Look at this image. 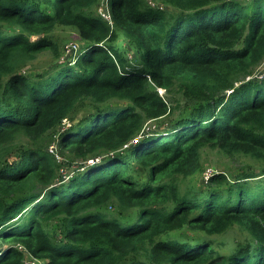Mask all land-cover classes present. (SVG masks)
Listing matches in <instances>:
<instances>
[{
  "label": "trees",
  "instance_id": "1",
  "mask_svg": "<svg viewBox=\"0 0 264 264\" xmlns=\"http://www.w3.org/2000/svg\"><path fill=\"white\" fill-rule=\"evenodd\" d=\"M158 1L0 0V264H264V0ZM206 148L263 167L196 186Z\"/></svg>",
  "mask_w": 264,
  "mask_h": 264
},
{
  "label": "rangeland",
  "instance_id": "2",
  "mask_svg": "<svg viewBox=\"0 0 264 264\" xmlns=\"http://www.w3.org/2000/svg\"><path fill=\"white\" fill-rule=\"evenodd\" d=\"M237 1L243 2L245 0H237ZM149 2L155 6L160 5V1L158 0H149ZM165 8H168L169 12L174 11V9L171 7H165ZM97 11L104 18L109 19L108 17L109 7H108L107 0H102L100 5L97 6L96 8V12ZM52 36L58 46L61 58L57 60L56 56L52 52L50 51L44 52L41 55H39L34 61L29 63V65L23 69V73H26L28 75L42 74L46 71L50 73L54 71L58 66L60 67L61 65H65L66 63H69L71 61L72 63H74L77 56L79 55L78 53L83 51L84 48H86V43L83 40H81L79 33L73 28L59 27L53 32ZM31 38L36 39V37H31ZM119 42L125 45L126 47L130 48L129 49L131 53L130 55H133V56L136 55V51H134L130 47L129 44L125 43V40H123L120 34H119ZM140 55L142 54L140 53ZM263 76H264V62L256 69V72L253 74V76L246 79L245 82H249L251 80L260 81ZM254 78H258V79H254ZM160 93L164 95L165 97H167L166 91L161 90ZM183 96L184 94H180L177 92V93L172 94V96L170 97L175 103L179 102L182 106H184L187 103V100H185ZM87 111L88 112L91 111L90 106L84 107L83 110L79 112V115L81 116ZM172 118H174V116ZM171 123L172 122L169 117L151 121L147 123L146 133L150 131L158 132L159 130L166 131L167 129H169ZM66 125L67 127H70L71 124L67 122ZM50 150L57 152V147L55 145H51ZM201 164H202V169L200 173L196 175V180H195L196 186H198L199 184L201 186L205 185L208 182V178L216 173H228L230 175V179L234 181L236 177L242 175L243 173H247V174H251L255 172L259 173L263 167L260 162L252 160L250 158H245L241 156L230 158L215 148H206L203 150L202 157H201ZM80 166H81V163L76 162L73 165L74 168L67 169L64 173L67 174L68 170L71 172L76 171L77 169H79ZM57 225L58 223L56 221L52 222L49 230L51 229L53 233L59 236L60 233L59 231H57ZM238 230L239 229L235 227L233 231H229V233L225 236V238L228 241L237 239L238 237L243 238V236L239 233ZM186 234H194V233L190 231H186ZM3 248L4 249L8 248V245L4 244ZM26 264H41V262L37 263L35 261L34 263L27 257Z\"/></svg>",
  "mask_w": 264,
  "mask_h": 264
},
{
  "label": "built area",
  "instance_id": "3",
  "mask_svg": "<svg viewBox=\"0 0 264 264\" xmlns=\"http://www.w3.org/2000/svg\"><path fill=\"white\" fill-rule=\"evenodd\" d=\"M76 49V48H75ZM35 263V262H34Z\"/></svg>",
  "mask_w": 264,
  "mask_h": 264
}]
</instances>
